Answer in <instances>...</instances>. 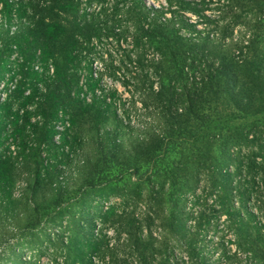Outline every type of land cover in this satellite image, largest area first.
<instances>
[{
	"label": "rangeland",
	"instance_id": "rangeland-1",
	"mask_svg": "<svg viewBox=\"0 0 264 264\" xmlns=\"http://www.w3.org/2000/svg\"><path fill=\"white\" fill-rule=\"evenodd\" d=\"M193 6L179 8L195 22L180 21L182 32L230 50L249 30L243 20L256 15L247 10L234 21L235 8L223 0ZM147 13L140 0H0V264H141L140 219L143 236L174 249L171 264H264V112L238 121L253 126L228 149L213 187L202 178L181 194L174 234L158 217L146 223L154 205L142 182L84 184L96 129L73 117L69 92L93 104L88 113L106 114L99 125L106 142L117 139L107 138L108 125L126 146L159 125V109L137 101L139 56H157L137 43ZM65 42L59 54L70 65L62 70L52 48ZM191 240L193 258L185 251Z\"/></svg>",
	"mask_w": 264,
	"mask_h": 264
},
{
	"label": "trees",
	"instance_id": "trees-1",
	"mask_svg": "<svg viewBox=\"0 0 264 264\" xmlns=\"http://www.w3.org/2000/svg\"><path fill=\"white\" fill-rule=\"evenodd\" d=\"M167 1L168 7L140 0L141 8L150 16L139 25L137 36L142 50L152 47L157 53L155 59L147 62L143 55L139 56L142 76L138 85L143 90L137 101L146 108L159 109L158 114L153 111L160 120L158 127L150 130L147 137L139 136L131 146H126L118 138V132L108 125L107 138L117 139L106 142L99 126L106 114L100 110L88 113L93 104L85 105L68 94L73 117L84 119L87 124L92 122L96 129L89 134L97 149L86 160L85 186L142 182L148 188L146 202L154 205L145 217L146 223L150 226V221L158 217L164 230L174 234L181 194L197 187L202 178L213 187L220 180L219 172L228 149L239 139H246L253 126L238 121L264 112V0H223L224 5L235 8L234 21H239L238 13L247 10L256 14L243 20L249 29L247 36L241 43L236 42L232 50L209 46V36L192 38L182 32L180 21L185 25L195 22L187 20L185 10L179 8L196 10L193 4L199 0H177L176 7ZM64 48H69L68 42L52 48L62 70L70 65V60L59 54ZM151 76L156 86L148 84L152 82ZM77 104L86 109L81 110ZM116 118L120 119L118 114ZM136 230L139 234L135 232V241L140 244L139 253L144 259L141 264L172 263L174 249L169 250L168 245L164 250L155 246L156 238L150 232L143 236L141 219ZM164 238L161 241L167 244L169 235ZM185 251L191 258L198 254L193 240L185 242Z\"/></svg>",
	"mask_w": 264,
	"mask_h": 264
}]
</instances>
